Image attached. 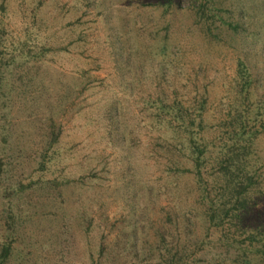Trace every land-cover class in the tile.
Returning <instances> with one entry per match:
<instances>
[{
    "label": "rangeland",
    "instance_id": "obj_1",
    "mask_svg": "<svg viewBox=\"0 0 264 264\" xmlns=\"http://www.w3.org/2000/svg\"><path fill=\"white\" fill-rule=\"evenodd\" d=\"M157 1L0 0V245L11 244L2 264H136L170 226L166 214L180 228L189 217L192 240L211 241L197 264H238L217 232L206 238L182 171L191 166L166 151L181 142L170 148L152 104L160 92L204 93L210 135L238 105L239 57L261 94L264 0H217L238 27L216 22V39L203 32L199 0L168 12ZM261 179L254 217L264 216Z\"/></svg>",
    "mask_w": 264,
    "mask_h": 264
},
{
    "label": "trees",
    "instance_id": "obj_2",
    "mask_svg": "<svg viewBox=\"0 0 264 264\" xmlns=\"http://www.w3.org/2000/svg\"><path fill=\"white\" fill-rule=\"evenodd\" d=\"M179 1L158 0L157 4L163 12H168L178 6ZM220 6L217 0H199L195 11L204 34L211 39H216L213 30L216 22L232 31L238 27L237 23L223 18ZM25 52L31 51L26 49ZM255 82L248 65L237 58L235 86L238 105H231L226 117L211 127L210 135L206 122L207 98L195 89L197 81L191 82L195 89L193 99L180 101L172 97L166 101L160 92L152 104L154 124L164 125V131L172 134L168 140L170 148L174 140L181 142L180 149L166 151L170 155L181 153L191 166L182 171L192 174L195 202L207 223L206 238L210 232H217V240L224 246L225 254H232L238 264H264V216L254 217L253 209L261 197V176L264 183V145L260 144L264 139V85L262 93L254 97ZM55 140L53 138L51 142ZM173 163L176 167L182 166L177 161ZM191 212L188 210L186 215ZM166 220L170 226L156 232L154 250H148V255H143L136 264L200 262V254L211 241L206 242L205 238L192 240L189 217L181 228L170 214H166ZM10 252V242L0 245V264L6 261Z\"/></svg>",
    "mask_w": 264,
    "mask_h": 264
}]
</instances>
